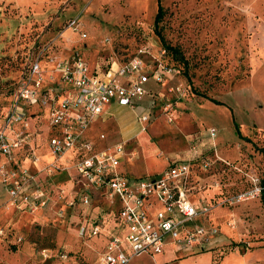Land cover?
Instances as JSON below:
<instances>
[{"label": "rangeland", "instance_id": "rangeland-1", "mask_svg": "<svg viewBox=\"0 0 264 264\" xmlns=\"http://www.w3.org/2000/svg\"><path fill=\"white\" fill-rule=\"evenodd\" d=\"M158 5L164 11L158 29L177 55L154 33ZM72 20L79 24L77 30L69 27ZM76 52L92 68L136 56L147 64L148 75L158 65L172 70L160 84L150 78L149 94L133 108L109 106L92 129L97 147L123 145V173L152 177L169 161L186 158L196 145L201 156L217 154L225 161L207 170L199 162L194 167L195 179L204 186L201 192L214 196L213 205L224 196L262 187L264 0H0V120L27 57L39 56L48 69L49 57ZM142 114L148 115L143 132ZM34 121L40 147L0 154V227L6 232L0 236V264H91L118 232L114 207L83 187L71 162L59 163L44 151V114ZM210 127L216 130L215 146L207 137ZM99 134L105 139L99 141ZM50 162L60 164L59 169L53 166L47 173ZM20 170L35 176L29 188L46 197L42 208L17 209L9 202L3 176L14 173L17 180ZM86 194L91 197L88 207L80 202ZM207 216L194 221L210 230L203 246L192 245L167 261L142 254L128 264H264L260 194L213 208ZM92 224L102 229L97 237L85 235ZM18 236L22 241L15 243ZM44 248L50 257L41 255Z\"/></svg>", "mask_w": 264, "mask_h": 264}, {"label": "built area", "instance_id": "built-area-1", "mask_svg": "<svg viewBox=\"0 0 264 264\" xmlns=\"http://www.w3.org/2000/svg\"><path fill=\"white\" fill-rule=\"evenodd\" d=\"M78 26L75 20L69 23L72 30H77ZM78 33L82 38L86 36L80 29ZM48 62L51 65L47 69L39 56L32 59L17 83L11 103L1 114L0 154L11 156L14 152L38 147L39 142L35 144L38 134L29 116L35 114L34 119H37L44 114L48 128L46 146L52 158L59 163L71 162L86 190L97 192L110 204H118L117 220L122 234L112 235L92 264H128L133 257L161 253L169 242L177 248L203 246L210 230L194 221L206 217L213 208L232 206L261 193L262 187L255 185L224 196L213 205L205 191L201 192L204 186L195 179L194 167L196 162L203 170L218 161L225 163L217 154L215 158L201 156L202 152L193 145L186 158L171 160L157 175L143 178L119 171L125 156L121 143L100 148L86 135L109 106L133 108L139 99L149 94L146 87L149 79L160 84L171 74V68L158 65L148 75L147 64L136 56L124 62H110L111 66L92 68L78 52L65 58L49 57ZM138 120L141 131H145L148 115L142 114ZM215 134L214 127L207 129L208 140L214 146ZM98 139L101 141L105 136L99 134ZM59 165L50 162L46 172ZM34 177L26 170H20L17 180L14 173L3 176L9 202L17 209L33 211L47 204L40 189L29 188ZM80 202L88 207L91 197L86 194ZM100 231V225H94L87 234L95 237ZM5 233L0 227V236ZM15 240V243L20 242L21 238L18 236ZM40 253L44 257L51 255L48 249Z\"/></svg>", "mask_w": 264, "mask_h": 264}, {"label": "trees", "instance_id": "trees-1", "mask_svg": "<svg viewBox=\"0 0 264 264\" xmlns=\"http://www.w3.org/2000/svg\"><path fill=\"white\" fill-rule=\"evenodd\" d=\"M163 15H164V11H163V8H162V6H160V5H158V8H157V12H156V14H155V17H154V33L157 35V37L159 38V40H160V42H161V44L167 49V50H169L170 52H173V54H175V55H177L178 54V51L174 48V47H172V46H169L166 42H165V40H164V38H163V36H162V34H161V32H160V30L158 29V25H159V22L162 20V17H163ZM126 60H128V59H122L120 62H124V61H126ZM32 61V59H29L28 57L26 58V60H25V63H24V65L21 67V69H20V71H19V75H18V78H17V81H16V84L15 85H17V83L19 82V80L22 78V76H24V72L26 71V69H27V66H28V64L30 63ZM202 97H204L205 99H207V100H209V101H215L214 99H211V98H208L207 96H202ZM11 103V99H10V102H9V104ZM34 115L35 114H32L31 116H29V118H30V120L32 121V126L35 124V121H34ZM46 125V131H45V133H44V135H43V133H42V138L44 139V140H46L47 139V137H48V128H47V123L45 124ZM39 137H40V135H39ZM242 140H244V141H247V142H249V139L248 138H246V137H242ZM45 142V141H44ZM261 185H262V190H261V193H260V198H261V201H262V203H264V180H262L261 181ZM206 194V193H205ZM207 195V194H206ZM99 196L100 197H102L100 194H99ZM103 198V197H102ZM209 199L212 201V200H214L215 198H214V196L213 197H209ZM108 203V202H107ZM108 205L109 206H113L114 207V210H115V221H114V226H116L117 228H118V232H115V234H113V235H121L122 234V229H121V225L119 224V222H118V220H117V209H118V204L116 203V202H114L113 204H110V203H108ZM94 225H96V224H92V225H90V227H92V226H94ZM98 225V224H97ZM89 227V228H90ZM89 228H87L86 230H85V235L87 236V237H90V236H88V234H87V230L89 229ZM102 232L100 231V233L99 234H101ZM98 234V235H99ZM97 235V236H98ZM97 236H95V237H97ZM20 237V236H19ZM21 238V237H20ZM109 239V238H108ZM21 241H22V238H21ZM107 242V241H106ZM44 249H46V248H44ZM104 250V249H103ZM101 253V252H100ZM94 261V260H93ZM92 261V262H93ZM92 264V263H91Z\"/></svg>", "mask_w": 264, "mask_h": 264}, {"label": "crops", "instance_id": "crops-1", "mask_svg": "<svg viewBox=\"0 0 264 264\" xmlns=\"http://www.w3.org/2000/svg\"><path fill=\"white\" fill-rule=\"evenodd\" d=\"M113 61H115V62H120V61H117V60H115V59H113ZM97 66H99V65H96V67ZM104 115H106V113L104 114ZM103 115V116H104ZM103 116H101V117H103ZM100 117V118H101ZM100 118H98L97 120H96V122L100 119ZM96 122H94L93 123V125L90 127V129H89V131L87 132V136L88 137H90L92 140H94V141H97V136L96 135H93L92 134V129H94V127H95V125H96ZM46 123H47V121H46ZM260 129H262V127H260ZM262 130H264V129H262ZM215 144V143H214ZM40 145L41 144H39V147H40ZM44 145H45V149H44V151H47V146H46V140H45V142H44ZM43 152V151H42ZM220 154L221 155H223V156H226L223 152H221L220 151ZM226 157H229V156H226ZM123 165V162L121 163V165H120V167H119V171H121V172H123L122 170H121V166ZM165 167H166V165H165ZM164 167V168H165ZM163 168V169H164ZM127 174V173H126ZM128 175V174H127ZM212 197V196H211ZM208 217V216H207ZM102 230V229H101ZM105 244H106V242L104 243V245H103V249H104V247H105ZM168 247V248H167ZM165 248H167L166 250H165ZM172 245H170V244H166V245H164L163 246V249H162V252L161 253H158V254H148V256H150V257H154L155 259H156V257L158 258V259H156V261L158 262V260H159V258L160 257H162V260H165V261H167V260H170L172 257H176V256H180V255H182L183 253H184V251H186L188 248H177V247H173L172 249ZM103 251V250H102ZM101 251V252H102ZM162 260H160V261H162Z\"/></svg>", "mask_w": 264, "mask_h": 264}]
</instances>
